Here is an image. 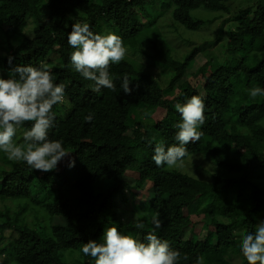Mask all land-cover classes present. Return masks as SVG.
Masks as SVG:
<instances>
[{
	"label": "trees",
	"instance_id": "trees-1",
	"mask_svg": "<svg viewBox=\"0 0 264 264\" xmlns=\"http://www.w3.org/2000/svg\"><path fill=\"white\" fill-rule=\"evenodd\" d=\"M40 2L45 13L36 19L29 37L26 30L33 13L37 16L35 0H0V78H10L11 69L20 65H47L53 81L65 85L63 102L52 110L55 120L49 139L62 141L71 154L43 176L26 162L9 160L0 152V162L13 167L0 172V258L8 256L11 262L6 264H67L64 254L82 253L83 243L90 240L103 243L106 229L115 226L140 241L154 232L180 253L177 264H232L234 257L247 264L242 236L254 234L264 219V184L257 179L264 177V96L253 99L249 94L252 88L264 89V0L249 25L229 34V58L214 66L208 77L204 74L213 62L200 65L198 50L177 65L166 61L168 44L160 36L158 22L168 15L186 30L197 31L208 22L194 19L195 11L230 15L231 0ZM75 22H86L103 35L105 25L122 39L127 51H138L133 59L110 65L116 91L94 92V82L75 71L70 57L76 49L67 42ZM148 45L160 54L154 61L174 72L165 90L156 77L131 63L137 56L151 58L145 52ZM125 74L132 80L130 95L120 87ZM193 95L204 98L205 123L199 129L200 140L186 146L185 161L197 156L214 162L218 170L209 182L167 165L157 167L152 160L153 137L166 146L178 143L174 125L181 122V115L175 105ZM65 100L71 108L62 117ZM134 108L138 121L132 128ZM89 114L91 122L85 119ZM31 126L32 122L22 125L14 143H23V132ZM252 130L253 137L245 132ZM73 159L75 166L69 167ZM139 180L151 186L142 205L135 203L129 209L126 195L136 186L130 184ZM131 196L138 199L132 192ZM29 209L37 216L34 222L24 218ZM135 216L144 222L143 229L133 226ZM153 217L162 222L160 228ZM199 224L208 234H198ZM75 264L95 260L83 254Z\"/></svg>",
	"mask_w": 264,
	"mask_h": 264
},
{
	"label": "clouds",
	"instance_id": "clouds-1",
	"mask_svg": "<svg viewBox=\"0 0 264 264\" xmlns=\"http://www.w3.org/2000/svg\"><path fill=\"white\" fill-rule=\"evenodd\" d=\"M67 42L76 49L70 57L75 71L94 82L92 91L99 92L102 88L116 91L109 67L119 64L126 55L122 39L114 33H94L88 23L75 22ZM12 59L9 57V64ZM131 82L125 74L120 85L125 94L132 93ZM249 94L253 99L264 96V89L252 88ZM64 96L65 85L55 83L44 64L39 67L20 65L11 69L10 78H0V152H4L9 160L26 162L35 170L50 172L57 169L61 160L71 154L62 141L49 139V129L54 127L55 120L53 107L62 103ZM175 108L181 115V122L174 125L178 129L175 135L178 143L166 146L163 140L156 141L153 137L152 160L157 167L183 168L188 156L186 146L198 142L202 136L199 129L205 123L203 96L193 95L184 104H176ZM85 119L91 122L93 115L89 114ZM26 122H32V126L23 132L24 142L14 143L17 130ZM74 166L73 159L69 167ZM153 224L156 228L162 226L156 217H153ZM133 226L143 229L145 224L135 216ZM103 241L83 243L82 253L92 257L95 264H177L180 257L167 240L158 238L154 232H149L144 241H140L113 226L106 229ZM241 251L247 264H264V223L257 226L254 234L242 236Z\"/></svg>",
	"mask_w": 264,
	"mask_h": 264
},
{
	"label": "rangeland",
	"instance_id": "rangeland-1",
	"mask_svg": "<svg viewBox=\"0 0 264 264\" xmlns=\"http://www.w3.org/2000/svg\"><path fill=\"white\" fill-rule=\"evenodd\" d=\"M260 1L261 0H231L230 15H224L221 14V12H212L204 9L197 10L193 13L194 19L208 22L207 25L202 26L197 31L186 30L180 25L174 23L173 20L170 19L168 15L163 17L158 22V28L160 29V36L163 37L164 41L168 44L167 45L168 52L166 56L168 60L166 61L173 65H177L185 57L191 55V53L194 50H198L199 55L197 58V62L200 63V65L210 61L213 62V65L210 66L209 69L204 74V76L206 75V77H208L210 74H212L214 70V66H217L218 64L221 65L229 58V53L227 49V44L230 37L229 34L237 30L240 26L249 25L254 20L255 13ZM34 5L37 8L36 10L37 16L35 15V13H33L34 19L32 20V24L26 30V35L29 37L33 36V32H34L33 28L35 26L34 23L36 22V19L41 16L43 17L45 13V7L42 6L40 0H35ZM229 19L231 21H228ZM225 22L228 23L223 29V24ZM103 31H104V35L109 33H114L111 28H108L105 25H103ZM133 52L136 53L138 51H126V55L124 58L125 59L132 58ZM145 52L150 53L151 58H149L148 55H145L144 58H142L141 56H137L136 62H138L137 63L138 65H135L136 62H132V60L131 63L136 68L143 71L145 74L153 75L154 77H156L162 89L163 90L167 89L169 87L170 80L174 76V72L165 69L162 65H159L154 61V58L160 56V54L156 52L153 46L148 45L145 48ZM190 68H192V66ZM70 108H71L70 104L68 103L67 100H65L64 104L60 108V116L65 117ZM137 112L138 110L136 108H134L131 112V117L129 120H131L130 125L132 126V128L136 127V124L133 123H136L138 121ZM157 114L162 115V113H157ZM141 121L143 124L147 121L144 120L143 115L141 116ZM149 131L151 133L152 130L149 129ZM245 132L252 137L255 134L253 130L245 131ZM12 169L13 167L11 165H6L4 162H0V172L2 171L9 172ZM170 169L181 171L199 181L209 182L212 181L216 171L218 170V167L214 162L210 161L209 159L204 160L202 157L192 156L187 161L184 162L183 168L172 167ZM45 174L46 173L43 172V176ZM39 176H42V173H40ZM258 177L259 178L257 179H259V184H264V177L261 176ZM27 182L28 180L25 182V184ZM130 186L131 187L135 186V188L131 190V192L138 196V199L134 200L131 196V192L128 193V190L125 191L126 194L128 193L126 196L129 202V209H133L135 207V203L142 202L143 194L145 191L149 190L151 184L139 180L137 182H132ZM141 205L142 203L139 204V206ZM122 206L125 207V205ZM70 217L73 218L71 215ZM24 218L29 222H34L37 216L31 209H29L27 213L24 215ZM39 221L40 222L37 223V227L41 226L43 219H40ZM261 223H264V219ZM205 228L206 227L199 224L197 226V230L199 232L198 234L201 233L208 234ZM236 231L237 234H239L240 230L238 228L236 229ZM17 237L18 235L16 234L15 238ZM9 243L10 242L7 241L6 245ZM64 255H65L64 260L67 264H75L77 261L82 260L83 257L82 253L64 254ZM9 262L11 261L8 256L0 258V264H6ZM232 264H242V262L239 258L234 257V259L232 260Z\"/></svg>",
	"mask_w": 264,
	"mask_h": 264
}]
</instances>
